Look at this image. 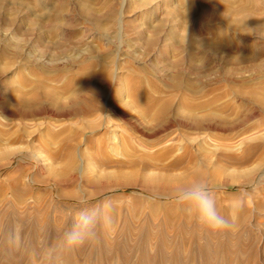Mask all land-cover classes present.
Wrapping results in <instances>:
<instances>
[{
	"label": "rangeland",
	"instance_id": "1",
	"mask_svg": "<svg viewBox=\"0 0 264 264\" xmlns=\"http://www.w3.org/2000/svg\"><path fill=\"white\" fill-rule=\"evenodd\" d=\"M191 1L0 0V264H264V0ZM194 175L230 229L153 185ZM81 199L109 222L53 260Z\"/></svg>",
	"mask_w": 264,
	"mask_h": 264
},
{
	"label": "clouds",
	"instance_id": "2",
	"mask_svg": "<svg viewBox=\"0 0 264 264\" xmlns=\"http://www.w3.org/2000/svg\"><path fill=\"white\" fill-rule=\"evenodd\" d=\"M171 198L197 226L213 233L230 229L232 219L239 211V205L230 204L225 214L207 182L195 175L176 183L171 189ZM110 210L111 205L107 202L89 205L81 199L79 210L69 218L52 246V259L58 252L70 251L94 240L98 228L109 222Z\"/></svg>",
	"mask_w": 264,
	"mask_h": 264
},
{
	"label": "bare ground",
	"instance_id": "3",
	"mask_svg": "<svg viewBox=\"0 0 264 264\" xmlns=\"http://www.w3.org/2000/svg\"><path fill=\"white\" fill-rule=\"evenodd\" d=\"M182 1V3L185 5V7H186V9H187V13L189 14V15H191V14H195V10H196V5H194L193 3H192V1L191 0H181ZM214 2L217 4V6H218V9L220 10V12H222V13H224L225 14V16L227 17V20H228V22H229V24H230V26L231 27H234L235 29H238V28H242V27H245V25L247 24V20H246V17H250V18H252V19H256V18H259L260 17V15H259V13L260 12H258V11H260V9H261V0H252V1H250V0H241V3H238L237 5H236V7L235 6H232L233 4L231 3V1L230 0H214ZM207 6H209L208 4H207ZM206 5L204 6V8H202L201 9V12L197 15V22H199L200 24L202 23V21H204V20H206L207 19V21H208V18L209 17H213V19H215L214 18V15H213V10H211V8H210V6L209 7H207ZM236 9H235V8ZM234 10H236V13H238V15L240 16V17H232V11H234ZM215 13V12H214ZM257 15H259V17H257ZM212 19V20H213ZM245 20V21H244ZM209 22V21H208ZM212 22H215V20L214 21H212ZM211 22V23H212ZM204 23V22H203ZM210 23V24H211ZM248 23H250V22H248ZM209 24V23H208ZM189 32V31H188ZM220 34H222V33H220ZM223 35H220V37H222ZM223 39H224V37H222ZM205 43V42H204ZM205 49V48H204ZM132 119V118H131ZM245 140V139H244ZM245 142V141H244ZM239 143H240V141H239ZM243 143V142H242ZM251 143V142H250ZM241 144V143H240ZM238 145V144H237ZM250 147V146H249ZM252 147V146H251ZM250 147V148H251ZM254 147V146H253ZM249 148V149H250ZM252 149V148H251ZM255 149V148H254ZM253 149V150H254ZM252 151V150H251ZM249 152V151H248ZM255 152V151H254ZM263 152V151H262ZM252 153H253V151H252ZM251 154V153H250ZM252 155V154H251ZM250 156V155H249ZM249 156H248V158H249ZM245 159V158H244ZM243 160V159H242ZM244 161V160H243ZM263 161V160H262ZM239 162V161H238ZM241 164H242V162H241ZM262 173V172H261ZM260 175V174H259ZM146 178V177H145ZM145 178H144V180L143 181H145ZM147 178H150V177H147ZM257 180V179H256ZM263 180V179H262ZM152 181V180H151ZM142 183H144V182H142ZM148 183V182H147ZM146 183V184H147ZM155 184H153L154 185V187L155 188H157V189H159V188H161V189H163V190H167V191H170L171 190V186L170 185H168V183H165V182H162V181H156V182H154ZM262 183V182H261ZM264 183V182H263ZM152 187V186H151ZM263 189V188H262ZM254 192V191H253ZM263 193H264V191H263ZM264 199V198H263ZM262 202V201H261ZM262 206H264V205H262ZM184 217V214L183 215H181V217ZM147 218H148V215H147ZM167 223V222H166ZM167 225H168V223H167ZM169 226V225H168ZM170 227V226H169ZM157 230V229H156ZM200 232V231H199ZM262 233V232H261ZM162 257H164V258H166L167 256H164V255H161ZM180 258V257H179ZM213 258V257H212ZM141 259V258H140ZM185 259H187V258H185ZM181 260V259H180ZM182 261H184V259L182 260ZM182 261L181 262H179V263H182ZM140 263H141V261H140ZM177 263V262H176ZM184 263V262H183ZM142 264V263H141ZM150 264H152V263H150ZM158 264V263H157Z\"/></svg>",
	"mask_w": 264,
	"mask_h": 264
}]
</instances>
